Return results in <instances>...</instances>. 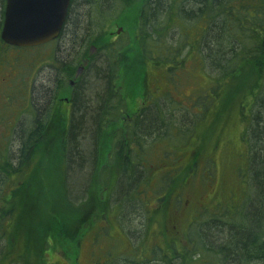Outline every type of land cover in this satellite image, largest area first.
Here are the masks:
<instances>
[{
  "label": "trees",
  "instance_id": "16d2710c",
  "mask_svg": "<svg viewBox=\"0 0 264 264\" xmlns=\"http://www.w3.org/2000/svg\"><path fill=\"white\" fill-rule=\"evenodd\" d=\"M83 5L93 10L95 22L90 25V10L82 15L78 10ZM4 8L5 0L0 32ZM119 18L123 20L121 27L127 26L130 18L135 29L147 81L144 95L152 97L153 104L143 101L140 93L130 103L129 96L120 92L118 81L129 42L113 41L107 31ZM67 29L71 42H79L85 50L75 58L69 53L67 60L60 63L62 75L53 95L55 99L65 89V82L78 80V86L68 90L72 91V106L68 117L62 114L66 125H56L60 131L54 134L53 143L43 142L54 114L51 94L41 91L38 104L30 86H22L25 113L32 118L31 125L5 126L6 131L17 135L19 147L14 153L6 145L5 133L0 134V241H7L4 251H21L18 259L23 264H48L46 254L52 242L62 245L66 237L60 234L55 238L56 228H61L60 233L65 228L58 222L55 225L60 227L48 233L29 223L25 239L17 237L13 243L9 226L14 230V224L5 221L19 210L17 204L26 199L50 206L56 202L73 212L78 210L73 195L86 189L87 196L95 197L96 190L97 202L103 204L100 217L110 223L112 211L117 220L123 210L118 205L111 206L114 192L120 196L131 191L141 200L150 180L158 178L165 185V193L158 197L163 214L158 221L164 220L160 223L167 248L158 245L153 251L160 255L152 259L140 257L139 264H264V0H74L65 24ZM93 47L97 52H91ZM10 49L17 48L6 45L0 36V70L9 63ZM80 65L88 74L77 77ZM150 65L173 85L179 82L177 77L182 71L191 77L196 68L206 76L202 97L198 98L201 112H194L198 114L195 123L206 117L210 125L247 122L239 137H246L249 147L246 158L241 157L245 169H236L240 179L237 178L244 185L239 197L242 198L236 202L241 206L234 205L232 213L223 201L198 214L185 207L192 203L184 198L185 189L194 179L188 174H194L198 168V155L202 157L207 147L216 145L212 138L192 149L194 163L190 159L182 167L155 174L150 164L153 148L173 146V140L182 141L191 132L184 129L180 133L178 129L174 135L176 118L168 114V103L160 102L161 94L150 90L149 79L154 76L147 68ZM142 76H138L139 80ZM168 93L172 99L171 92ZM49 160L55 169V190L49 187L52 180L41 177L40 164L45 166ZM37 183H42L44 190L40 192ZM198 202L202 203V198ZM188 210L200 219L186 223L184 233L179 234L177 220ZM71 215L75 225L79 219Z\"/></svg>",
  "mask_w": 264,
  "mask_h": 264
},
{
  "label": "rangeland",
  "instance_id": "374dc122",
  "mask_svg": "<svg viewBox=\"0 0 264 264\" xmlns=\"http://www.w3.org/2000/svg\"><path fill=\"white\" fill-rule=\"evenodd\" d=\"M2 7L3 0H0V16ZM88 9L90 10L88 6L84 5L78 7L80 15L83 13L85 14V12L89 11ZM89 18V25L95 22L92 9L90 10ZM130 18L126 22L127 26L121 27L120 24L122 22L120 21L123 20L119 18V22L113 23V25L111 24L107 29L113 41L129 42L123 60V74L120 76L118 86L121 89L120 92L129 96L127 99H130V103H132L135 97L140 93L143 101L153 104V98L144 95L147 85L144 76V62L140 57L141 55H139L138 45L135 41V29L129 22ZM125 19L127 20L126 16ZM120 28H123V31L118 34ZM69 33V29L65 30L64 36L58 43L34 48L8 50L9 63H7L6 68H4L6 70L3 72L0 70V85L4 83L3 78L6 77L5 74L10 73L11 77H14L13 82L18 84L15 89L22 91V86H30L32 95L37 103L38 95L41 91L46 90L50 92V101L54 103V114L52 115L51 126L48 129V137H45V141L43 142H48V140H50L53 143V141H55L53 140L54 134L57 135L60 131L56 125H66L62 122V120L65 119L62 114L68 117L71 106L70 93L68 90L75 89L78 86L77 79L73 78L68 80L65 82V89L57 95V99H55V96L53 97L56 89H58V79H60L59 77L62 75L60 63L67 60V55L69 53L73 54L75 58L81 55L85 50H82V46H80L81 44H79V42H71L72 36ZM90 50L92 53L97 52V48L95 47ZM149 67L150 71L154 73L153 79L150 78L148 83L150 90L154 91L156 95L161 94L160 102L163 104L168 103V107H166L168 114L170 113L176 118V124L172 127V131L175 132L174 135L177 133L178 129H180V133H183L184 129L187 132H191L189 136H187V134L184 135L186 138L182 141H172V143H176L173 146L179 145L178 147L173 148L170 144H164L157 145L153 148L154 151L151 153L150 158L152 159L150 160V164L153 166L155 174L157 175L159 173H167L171 170H175L182 167L184 163L190 159H192L194 163L195 153H192V149H194V147L199 148L204 140L212 138V141H215L217 146L211 144L210 148H206L202 157L198 155L196 159L198 161V168L194 174H188L194 179H191V184L185 189V195H183L184 198L191 200L192 203H189L190 207H196L197 209L199 207L196 206L199 205L197 202L199 198H202V204L204 206L206 204L207 209H212L218 202L220 203V201H223L224 207H227L229 212L232 213L234 205L238 207L241 206L236 202H239L242 198L239 197L241 195V190H243V181L239 180V175H237L239 171H236V169L240 168L238 170L241 171L245 169V161H243L241 157L246 158L249 147L247 144L248 142H246V137H239L244 130L243 128L247 125V122L236 121L235 123H230V125H210L209 117H206L201 123H195L198 115L196 113L201 112L200 99L198 98L202 97V89L207 83L206 76L196 68L192 71L190 70L191 77L187 72L182 71L179 72L180 74H178L177 77L179 82L173 85L171 80H164L161 74L157 72L158 70L154 69L151 65L147 66L148 69ZM77 72V77L82 74H88L87 70L82 65L79 66ZM139 75H143L140 80L138 78ZM28 83H30V85ZM168 92H171L172 99ZM20 101L23 100L13 95L12 97H7L5 95L4 100L0 98V122L9 123L13 120V117L19 119L20 115L18 112L20 109L18 106H20ZM50 101L47 105L50 104ZM26 107L27 106H25V108ZM185 118L187 120H185ZM30 121H32V118L26 115L24 122L30 123ZM5 126L9 125H0V134L5 133L7 137L5 140L6 145L9 144L8 147L10 151L14 153L19 147L17 135H12V131L10 130L6 131ZM211 128L216 129L215 132H212V130L210 131ZM2 147H4V144ZM207 159L209 162H206ZM44 160L45 157L43 161ZM174 163H176V165H174ZM52 165V161L49 160L48 164L46 163L45 166L40 164V166H42L40 169L42 174L41 177L52 180V184H50L49 187L55 190L52 179L54 175L52 171L55 169H52ZM157 179L153 178V180H150V185L146 186L144 193L141 195V200H138L134 196L135 193H131V191L125 195L120 194V196L114 192L111 206L118 205L122 207L123 210L121 214L118 212L117 220L112 211V215L109 216V219L112 221L110 222L111 224L107 222L102 215L100 217V209L103 207V204L97 202V191H94L95 197H92L89 195L87 196L86 189L82 190L78 196L73 195L75 199L74 204L78 210L72 212L71 208H61L56 202L50 206V204H43L40 200L38 203H30L29 200L26 199L24 202L17 204L19 210L14 211L12 217L9 215L5 222L9 225L11 223L14 224V230L12 226H9V231L13 237V243L17 237L21 240L25 239L24 232L28 230L27 227L30 226L29 223L39 228L40 231L44 230V233H48L49 230L59 226L55 225V222L60 223L61 227L64 226L65 228H62L63 233H60L61 228H56L58 234L55 238L60 237L61 234L62 236H66L64 237L66 240H61L62 245L59 246V243L52 242L46 254V261L48 264H139L140 261H138V259H140V257L152 259L155 255H160L153 251L158 245L164 249L167 248V238L163 236L162 232H164V230L160 223L164 220L162 218V221H158V218L163 215L162 208L160 207L162 204L158 202V197H161L165 193L163 189L165 185L161 180ZM1 184L0 181V185ZM37 184H39L40 192L44 190L43 187L45 186L42 185V183L41 185L40 183ZM83 202L87 204V210ZM172 205L176 207L175 203ZM71 214L79 219V221H75V225ZM62 215L66 218H63ZM179 218L180 219L177 220L180 231L179 234L184 233V225L186 223L200 219L192 210L186 211L185 214ZM20 219L22 224L19 221ZM18 223L20 227H18ZM102 228L106 230L99 231ZM14 231L16 235H14ZM17 232H19V234H17ZM6 247L7 241L1 240L0 252L4 251V249L6 250ZM10 251L13 250L10 249ZM133 253L136 254V256ZM137 254H140V256L138 257Z\"/></svg>",
  "mask_w": 264,
  "mask_h": 264
},
{
  "label": "water",
  "instance_id": "95a60500",
  "mask_svg": "<svg viewBox=\"0 0 264 264\" xmlns=\"http://www.w3.org/2000/svg\"><path fill=\"white\" fill-rule=\"evenodd\" d=\"M72 0H6L1 39L15 47H35L60 37ZM120 28L118 33L122 32Z\"/></svg>",
  "mask_w": 264,
  "mask_h": 264
},
{
  "label": "flooded vegetation",
  "instance_id": "af4514ba",
  "mask_svg": "<svg viewBox=\"0 0 264 264\" xmlns=\"http://www.w3.org/2000/svg\"><path fill=\"white\" fill-rule=\"evenodd\" d=\"M5 5H6V0H5ZM72 5H73V2L70 5L71 6L70 7V10L72 8ZM70 10H69V12H70ZM64 32H65V26H64V29H63L60 37L57 40L53 41L52 43H58L61 40V38L64 36ZM1 70L3 72L6 69L2 68ZM5 76L6 77L3 78L4 83L2 85H0V98L2 100H4L5 95L7 97H12V95H13L14 97H18V98H20L23 101H20V106H18L19 109H20L19 112H18L19 115H20L19 119L13 117V120L11 122H9V123H6V122H3L2 123V122H0V125L1 124L2 125H31V123H27V122L25 123L24 122V119L26 118V113H25V111H26L25 110L26 109L25 108V106H26V99H25L24 91L16 90L15 89V88H17L18 84L16 82H13L14 81V77L12 78L10 73H6ZM70 85H73V84H70ZM71 101H72V91L70 92V102ZM71 106H72V104H71ZM71 106H70V109H69V113L71 111ZM50 108L51 107H49V109ZM38 113H39V111H38ZM198 204L199 205H196L195 204L196 206H199L197 209H196V207H190L189 206V202L185 204L186 205L185 207H189V209L192 208L195 211V213H197V214L200 213L203 209L204 210L207 209L206 206L204 207V205L202 203H199L198 202ZM3 254H7V255H4L3 256ZM19 254H21V251L20 252H18V251H13V252H10V251L9 252H5V251H2V252H0V257L2 258L0 260V264H23V262H21V259H18L19 258L18 255Z\"/></svg>",
  "mask_w": 264,
  "mask_h": 264
}]
</instances>
